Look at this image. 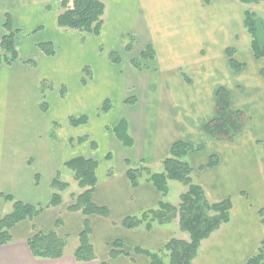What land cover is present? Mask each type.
Instances as JSON below:
<instances>
[{
	"label": "crops",
	"instance_id": "obj_1",
	"mask_svg": "<svg viewBox=\"0 0 264 264\" xmlns=\"http://www.w3.org/2000/svg\"><path fill=\"white\" fill-rule=\"evenodd\" d=\"M105 2L97 35L60 28L55 0H0V43L6 13L19 30L18 58L0 65V218L13 209L5 195L45 206L57 175L69 184L61 205L11 229L12 242L0 245V264H152L147 252L163 249L174 237L190 240L179 219L151 229L123 225L126 217L162 201L178 204L188 190L170 181L164 196L145 179L133 187L128 175L141 165L162 172V161L178 141L199 147L184 157L194 183L211 201L232 200L231 222L202 242L193 264H248L264 239V151L258 145L264 142V57H255L244 12L264 19V1ZM128 36L135 37L131 50ZM45 43L53 55L41 47ZM149 45L156 57L142 60ZM229 49L244 68L233 69ZM134 59L145 67L135 68ZM49 79L60 83L43 91ZM220 87L230 92L231 108L245 116L232 142L214 140L205 130L217 115ZM82 117L87 120L71 121ZM78 157L97 161L92 201L103 213L70 209L72 195L83 189L66 163ZM71 182L79 192L71 191ZM172 189L175 201L168 200ZM88 225L96 258L79 261L75 251ZM37 231L65 238L64 255L35 257L27 241Z\"/></svg>",
	"mask_w": 264,
	"mask_h": 264
},
{
	"label": "trees",
	"instance_id": "obj_2",
	"mask_svg": "<svg viewBox=\"0 0 264 264\" xmlns=\"http://www.w3.org/2000/svg\"><path fill=\"white\" fill-rule=\"evenodd\" d=\"M212 1L204 0L206 4ZM239 1L243 4H258L264 0ZM59 5L60 12L57 16V24L60 28L97 35L101 32L105 23V0H60ZM5 18V34L0 43V65L3 63L12 64L18 58L16 37L19 30L15 29L10 13H6ZM244 25L252 37L255 57L257 59L264 57V19L258 18L255 12L246 10L244 12ZM128 37L126 49L131 50L135 37ZM41 47L50 55L55 53L50 43L42 44ZM234 51V49H229L227 53L231 57L233 69L239 71L245 65L238 63L232 57ZM117 56L115 53L111 54L114 61L118 60ZM155 57L156 53L152 45L147 46L140 54L142 60H153ZM26 62L31 63L30 61ZM132 63L135 68L140 70L145 67L138 59L132 60ZM262 76L264 77V70H262ZM45 83V81L42 83L43 91L52 88V86L45 87ZM216 95L217 115L205 125V130L214 140L232 142L242 132L245 116L242 112L234 111L231 108V94L227 89L218 88ZM86 120V117L71 119L73 124H79ZM258 145L264 151V142H258ZM198 149L199 147L196 148L186 142L178 141L171 147L169 156L162 161L164 167L162 172L154 173L145 165L128 170L133 187H137L145 179L153 183L164 196L169 191L170 181H177L188 187V190L181 195L179 204L162 201L158 208L128 216L123 222L126 228L145 227L151 229L155 225H165L172 223L177 218L179 219L180 229L190 235V240L174 237L163 249L147 252L146 254L151 259L152 264H193L202 242L209 239L232 220L231 198L211 201L204 188L194 183L192 179L193 168L184 157L190 151ZM215 158L212 156L210 166L217 163ZM66 166L75 172V180L83 189L82 193L72 195L74 203L70 209L82 211L85 214L103 213L104 210L92 201L97 183V161L78 157L67 162ZM68 187L69 184L63 182L57 175L52 183V199L45 206H35L18 201L9 195L3 196L6 201L13 202V209L0 218V245L12 242L11 229L17 223L26 219H33L45 208L61 205L63 203L61 192ZM90 235L91 228L88 225L80 234V246L75 251V256L79 261H90L96 258ZM27 242L35 257L60 258L64 255L66 239L59 237L55 232L37 231ZM115 244L120 243L116 242ZM113 253L115 254L116 251ZM248 264H264V239L256 253L248 260Z\"/></svg>",
	"mask_w": 264,
	"mask_h": 264
},
{
	"label": "rangeland",
	"instance_id": "obj_3",
	"mask_svg": "<svg viewBox=\"0 0 264 264\" xmlns=\"http://www.w3.org/2000/svg\"><path fill=\"white\" fill-rule=\"evenodd\" d=\"M59 2H60V0H55V4L54 5H56V6H58L59 5ZM46 24H47V27H48V25H49V22H46ZM54 82L57 84V86L59 85V80H51V79H49V80H47V82L45 83V87H48V86H53L54 85ZM62 86H65V84L64 83H62L61 84ZM67 85H68V87H69V90H72V92L74 91L73 90V86H74V84H71V83H67ZM54 87V86H53ZM58 89V88H57ZM47 90V89H46ZM41 104H43V102H45V100L43 99V96H42V98H41ZM71 183H74V182H71ZM184 185V184H183ZM178 186H182V185H178ZM186 186V185H185ZM173 191H174V189H172ZM71 191L72 192H74V191H77V192H79L80 190H79V188H78V185L77 184H73L72 185V188H71ZM174 195H175V197H174ZM172 197H170L168 200L169 201H175V199H177V196H176V194H175V191L172 193V195H171ZM179 204V203H178ZM178 219V218H177ZM179 238V237H178Z\"/></svg>",
	"mask_w": 264,
	"mask_h": 264
}]
</instances>
